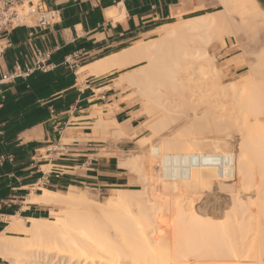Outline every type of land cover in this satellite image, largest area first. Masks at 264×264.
Masks as SVG:
<instances>
[{
  "label": "bare ground",
  "instance_id": "1",
  "mask_svg": "<svg viewBox=\"0 0 264 264\" xmlns=\"http://www.w3.org/2000/svg\"><path fill=\"white\" fill-rule=\"evenodd\" d=\"M259 2L212 0L208 5L220 7L216 13L162 26L159 36L139 40L80 69L104 75L136 65L120 75L115 87L133 86L145 104L144 113L151 118L162 115L149 124L151 134L136 141L140 147L154 142V150L143 154L144 160L139 154L120 157L122 168L141 171L139 179L146 188L151 185L145 170L149 167L152 175L159 173L165 192L181 186L193 194L199 190L200 195L202 188L225 184L237 169L240 189L235 207L240 210L237 207L222 218L221 202L213 203L218 212L209 215L199 211L201 206L197 210L177 198L170 201L169 196L165 215H170L162 219V205L147 195L148 188H118L101 201L93 190L70 186L59 192L41 186L27 204L59 207L62 213L51 218L12 215L0 233V259L9 264H264V9ZM108 15L116 16L113 11ZM223 32L240 44V66L248 67L240 82L229 81L226 86L219 83L223 70L214 54L219 45L216 35L224 43ZM157 53L168 60L154 62L163 67L150 63ZM147 61L153 68L147 63L151 71L146 76L157 75L149 76V83L145 74H137L138 66ZM156 66L161 74L167 67L166 74L159 75ZM165 85L172 90L168 89L171 101L162 93ZM210 89L240 105L229 111L230 103L214 101L218 97L207 93ZM98 124L106 133V122ZM183 125L188 130L175 135ZM114 126L116 139L129 137L119 123ZM233 129L238 134H231Z\"/></svg>",
  "mask_w": 264,
  "mask_h": 264
},
{
  "label": "crops",
  "instance_id": "2",
  "mask_svg": "<svg viewBox=\"0 0 264 264\" xmlns=\"http://www.w3.org/2000/svg\"><path fill=\"white\" fill-rule=\"evenodd\" d=\"M209 2L42 0L58 12L52 24L0 31V157H5L0 163V233L12 215L43 217L47 205L27 204L41 186L59 192L70 186L108 191L127 183L117 154L130 150L134 140L116 139L114 125L131 134L142 127L143 115L138 102L128 98L129 90L115 87V81L136 65L104 75L80 69L152 38L162 26L206 13ZM258 2L264 9V0ZM46 49L51 50L48 70L1 79L32 64L38 50ZM75 52L80 59L72 66L65 60ZM100 120L107 124L106 133Z\"/></svg>",
  "mask_w": 264,
  "mask_h": 264
},
{
  "label": "rangeland",
  "instance_id": "3",
  "mask_svg": "<svg viewBox=\"0 0 264 264\" xmlns=\"http://www.w3.org/2000/svg\"><path fill=\"white\" fill-rule=\"evenodd\" d=\"M38 0H35V2H37ZM210 2L212 1V0H209ZM209 2V3H210ZM219 9H220V7L219 6H214V5H212L208 10H207V14H210V13H216L217 11H219ZM206 13H203V14H201V15H198L197 17H202V16H205L206 15ZM34 17H31L30 19H29V22H31V19H33ZM191 18H195V16L194 17H191ZM186 19H189V18H186ZM186 19H181V20H179V21H183V20H186ZM215 34V33H214ZM218 35V34H217ZM217 35H216V38H215V42L216 43H219V45L217 44L216 45V47H215V51H214V54L216 55V58L220 61V64H221V69L223 70L222 71V74H221V76H220V79H219V83L221 84V86H226L227 84H224V83H227L228 82V84L230 83V82H232L233 80H239V78H241V79H243V76L245 75V73H247V71H248V67H246L245 65H241L240 66V63H241V60H242V56H241V53L242 52H240V51H242V47L240 46V44H234L233 42H232V39L226 34V32H223L222 33V36H223V40H224V43L222 42L221 43V41L219 40V38L217 37ZM156 36H159V31H157V33L154 35V36H152V37H156ZM226 44V45H225ZM241 47V48H240ZM219 52V53H218ZM163 56H165V55H163L162 53H157L156 55H154L153 56V60H152V62H150V63H154V62H158V63H160V61H164L166 58L164 57L163 58ZM232 57V58H231ZM241 57V58H240ZM163 58V59H162ZM168 59V58H167ZM150 61V60H149ZM149 61H147L144 65H142V66H138L139 67V69L141 70V71H139V72H137V74L139 75V76H144V74H145V76H146V74H148L147 72L150 70L151 71V68H153L152 67V65L149 63ZM168 60H166V61H164L165 63L167 62ZM222 62V63H221ZM150 64L151 65V68H148L147 66H149L150 67V65H148V64ZM165 63H164V65H165ZM158 65L159 67H163L162 65H160V64H157V63H154V65ZM161 64H163V62H161ZM146 65V66H145ZM168 64H166L165 66H167ZM222 65H224V66H222ZM158 66H156L155 68H157ZM146 67H147V69H146ZM159 67H158V69H159ZM155 68H154V70L152 69V71H155ZM228 68V69H227ZM164 69H166V71H167V67L166 68H164ZM227 69V70H226ZM147 70V71H146ZM162 70H163V68H162ZM81 71H84V70H81ZM149 71V72H150ZM160 71V72H159ZM159 71L157 70L156 72L158 73H160L159 75H161L162 76V74H166L165 72L166 71H163L164 73H162L161 74V70L159 69ZM225 71V72H224ZM240 71V72H239ZM224 73V74H223ZM152 75H154V74H152ZM151 74L150 75H147L146 77L147 78H149V79H146L147 80V82L149 83V81L151 80L150 79V77L149 76H152ZM243 75V76H242ZM154 76H157L156 75V73H155V75ZM154 76H153V78H154ZM230 76V77H229ZM160 77V76H159ZM156 78V77H155ZM227 78V79H226ZM230 81V82H229ZM118 82H120V80L119 79H117L116 81H115V84L116 83H118ZM236 82H238V81H236ZM239 82H240V80H239ZM224 84V85H223ZM118 88H120V87H118ZM121 88L122 89H124V90H129V96H128V98L131 100V102H138V106H139V109H140V114H142L143 115V123H142V127L141 128H139V129H136V130H132V132H131V134L127 131V133H128V136L129 137H131V138H133V140H134V144H133V147L130 149V150H128V151H126V152H120V153H118L117 154V156H118V158H119V162H120V157L121 158H123V157H125V158H127L128 159V156L129 155H134V154H139L140 156V158L141 159H145L144 158V156H145V154H149V153H151L150 152V149L151 148H153V150H154V147H155V143L154 142H151V143H149V144H146V145H144L143 147H140V146H138L139 144H137V140H136V138L138 137V135L141 133V135H144V136H149L150 134H151V130H150V125L153 123V121L154 120H156V119H159V117L161 118L162 117V115L160 114L159 116H157L156 118L155 117H150V116H148L147 114H145L144 113V111H145V104L142 102V99H141V95L140 94H138V92L135 90V88L133 87V86H131V85H129V84H127V85H124V86H121ZM170 90V92L172 91L171 90V88H168V86L166 87V85L164 86V88H162L161 90H162V93L163 94H165V93H167V94H165V96L166 95H168V96H166L167 98H166V101H167V99H169L170 101L173 99V97L172 96H170V95H172V94H170V92H169V90ZM213 91V92H212ZM169 93V94H168ZM207 93H213V94H215L218 98H215L216 96H214V98H215V100H214V98H212V100H214V101H218V100H224L223 102H224V106H226V104H229L230 103V106L228 105V106H226V108L230 111L233 107H235V105H236V103L235 102H233V101H230V100H233V99H231V98H227V97H223L222 95H217V94H219L220 92L218 91V90H209ZM163 94H161L162 96H163ZM171 97H172V99H171ZM220 97V98H219ZM226 99V100H225ZM228 99V100H227ZM168 100V101H169ZM231 102L232 103H235V104H233L234 106H231L232 104H231ZM169 104L171 103V102H168ZM175 102H173V104H174ZM173 104H171V105H173ZM238 104V103H237ZM240 104H238V105H236L237 107L239 106ZM220 107H222V106H220ZM229 107V108H228ZM218 108V107H217ZM180 109V108H179ZM235 109V108H234ZM143 111V112H142ZM150 118V119H149ZM150 124V125H149ZM148 125H149V127H148ZM187 125V124H186ZM189 125V124H188ZM188 127V126H187ZM184 129H186V130H188L187 128H185V125H183V127L181 126L179 129H177L176 131H174V133H175V135H179L180 133H179V131H185ZM125 130V129H124ZM139 130V134H135V135H133V133H136V131H138ZM233 131L234 132H232L231 134H238V131L235 129H233ZM188 133H190V131L188 132ZM206 133H208V135L209 134H211L210 133V131L208 130V132L206 131ZM184 134H186L187 135V131L185 132V133H181V135L180 136H183ZM213 134V133H212ZM134 137H133V136ZM174 135V134H173ZM185 135V136H186ZM231 138V137H230ZM231 145V144H230ZM230 145H226V147L227 148H232L233 146H230ZM143 154H144V156H143ZM122 155V156H121ZM160 158H158V160H157V162L159 161L160 162V160H159ZM156 162V163H157ZM158 162V165L159 164H161V162L159 163ZM147 166H148V162H146L145 163ZM157 165V164H156ZM189 166H191V165H189ZM160 167V166H159ZM148 169V170H147ZM127 170V174H128V181H127V183L124 185V186H120V187H116V189H114V190H108V191H100V190H95V189H92V188H89V187H79V188H81L83 191H86V192H88V191H92L93 190V192H95L96 193V197L99 199V200H101V201H105L106 199H107V197H109V196H111V195H114V194H116L117 192H118V188H123V189H136V190H142V191H145V190H147V188H148V190H147V192H148V196L149 195H151V197H153L154 198V200L156 199H158L159 201H160V203L159 204H161L162 205V208L160 209V208H158V210L160 209V211H162L161 213L163 214V215H159V216H161V217H159V218H164V219H166V216H167V218L169 217V215L170 214H168V215H165V214H167V213H169V211H167L168 209V207H167V205L165 204V201L166 200H168V198H169V196H170V198H169V200L170 201H174L176 198L178 199V200H180L183 204H186L185 206H189V205H191V206H193L194 208H196L197 210H198V208H199V206H201L200 208H199V211L201 210L203 213H205V212H207L209 215H211V213L214 215L216 212V210H217V212H218V208L216 209H214V205H215V201H217V202H221L220 204H221V206H220V209H219V212L221 211L222 212V214H224L223 216H221L222 218H226V215H225V213L227 214V213H229V212H232L234 209H237V207L238 206H236L235 207V205L236 204H238L237 202H236V197H237V193H238V189H240V187H238V185H240V182H239V179H238V177H237V169H235V171L233 172V175L231 176V174H229V180H227L226 181V183L225 184H219V185H217V184H214L213 185V187H212V189L211 188H202V189H204V190H202V189H200V192L201 191H204V192H201L202 194L200 195V193H198L199 192V190L198 191H196L195 193H198V194H193V193H189V191H187L186 189H184L183 187H179L180 189H181V191H180V189L178 190L177 188L176 189H174V191H172V192H165L164 190H163V188H162V182H161V179L160 178H157V174H159V173H156V175L154 176V175H152V171H151V169L149 168V167H147L145 170L147 171V173H149V175H148V182L151 184L150 185V187L149 186H147V188H146V186L145 185H143V183L140 181V179H139V175L141 174V171H138L137 169H133V171L132 170H129V169H126ZM144 170V171H145ZM135 171H136V173H135ZM143 171V170H142ZM237 171V172H236ZM134 174V175H133ZM153 176V177H152ZM156 177V178H155ZM232 177V178H231ZM155 178V179H154ZM136 179V180H135ZM154 180V181H152V180ZM159 179V180H158ZM156 180H158L160 183H158ZM140 183H142V184H140ZM154 184V185H153ZM146 189H145V188ZM87 188H89V189H87ZM236 188V189H235ZM80 189V190H81ZM144 189V190H143ZM209 189V190H208ZM226 189V190H225ZM81 190V191H82ZM183 190H184V192H183ZM61 191H63V192H66V191H68V189H63V190H61ZM160 191V192H159ZM210 191V192H209ZM39 192H41V190H37L36 191V193H39ZM150 192V193H149ZM159 192V193H158ZM163 193V196L164 197H161L162 196V193ZM178 192H180V193H178ZM183 192V193H182ZM164 193L166 194H169L168 196H167V194L166 195H164ZM188 193V194H187ZM177 194V195H176ZM189 194H190V196H189ZM35 195V193H33L32 195H31V197H33ZM156 195V196H155ZM172 195V196H171ZM191 195L193 196V197H191ZM186 196H188V197H186ZM199 197V198H198ZM175 198V199H174ZM189 198H192V199H189ZM172 199V200H171ZM182 199V200H181ZM189 199V200H188ZM213 199H215V200H213ZM223 201H222V200ZM234 199V200H233ZM195 200V201H194ZM205 200V201H204ZM233 201V202H232ZM186 202V203H185ZM194 202V203H193ZM232 202V203H231ZM193 203V204H192ZM213 203H214V205H213ZM207 204V205H206ZM225 204V205H224ZM229 204V205H228ZM43 205V204H42ZM164 205V206H163ZM198 205V206H197ZM202 205H204V206H202ZM44 206H46V205H44ZM224 206V207H223ZM158 207V206H157ZM165 207V208H164ZM47 209H46V211H42V216L43 217H49V218H51V217H54L55 215H57V211H58V214H61L62 213V211H61V208H59V207H50V206H47L46 207ZM204 208V209H203ZM211 208V209H210ZM165 209V210H164ZM225 209V210H224ZM60 210V211H59ZM224 210V211H223ZM237 210H240L239 209V207H238V209ZM153 211V210H152ZM152 211H150L151 213H152ZM166 212V213H165ZM239 212V214L241 215V213L242 212H240V211H238ZM153 213H154V211H153ZM242 215H243V213H242ZM153 216H155V215H153ZM152 216V218H154ZM9 220H10V218H9ZM2 264H9L8 262H6V261H2Z\"/></svg>",
  "mask_w": 264,
  "mask_h": 264
},
{
  "label": "built area",
  "instance_id": "4",
  "mask_svg": "<svg viewBox=\"0 0 264 264\" xmlns=\"http://www.w3.org/2000/svg\"><path fill=\"white\" fill-rule=\"evenodd\" d=\"M57 10H50L44 6L42 0H0V31H9L17 27H41L45 28L52 24L57 18ZM31 22H29V19ZM51 50H38L37 58L32 64H24L12 71L5 72L2 80L14 81L17 78H27L37 71L49 69ZM80 54L78 52L66 58V62L77 66ZM1 133V130H0ZM5 159L0 157V163Z\"/></svg>",
  "mask_w": 264,
  "mask_h": 264
}]
</instances>
